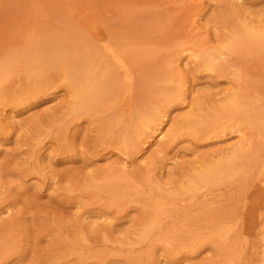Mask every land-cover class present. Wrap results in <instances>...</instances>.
Instances as JSON below:
<instances>
[{"label":"rangeland","instance_id":"374dc122","mask_svg":"<svg viewBox=\"0 0 264 264\" xmlns=\"http://www.w3.org/2000/svg\"><path fill=\"white\" fill-rule=\"evenodd\" d=\"M225 260L264 264V0H0V264Z\"/></svg>","mask_w":264,"mask_h":264},{"label":"bare ground","instance_id":"6f19581e","mask_svg":"<svg viewBox=\"0 0 264 264\" xmlns=\"http://www.w3.org/2000/svg\"><path fill=\"white\" fill-rule=\"evenodd\" d=\"M78 39V38H77ZM50 41V40H49ZM56 46V45H55ZM83 46V45H82ZM46 47V46H45ZM65 49V48H64ZM118 49V48H117ZM57 50V49H56ZM60 50V49H59ZM59 50H57V51H59ZM81 50V49H80ZM84 50V49H83ZM77 51H78V49H77ZM53 53H54V51H53ZM58 53V52H57ZM78 53V52H77ZM56 54V53H55ZM57 57H60V56H58L57 55ZM63 57V56H62ZM76 56H74V58H75ZM83 57V56H82ZM73 58V59H74ZM59 59H61V58H59ZM69 59V58H68ZM75 59H77V58H75ZM74 59V60H75ZM73 60L71 59L69 62H70V64L67 66L68 68V71L66 70V72L68 73V78L70 79V83H71V85L74 87V88H76L77 89V87H78V77L80 76V68H78V67H76V65H78V64H76V62H72ZM57 63V62H56ZM63 66H64V64H63ZM85 66V65H84ZM80 69V70H79ZM58 71H62V70H58ZM3 73V72H2ZM82 73V72H81ZM72 79V80H71ZM80 80V79H79ZM83 82V81H82ZM69 83V82H68ZM68 90V89H67ZM77 92V91H76ZM250 99H251V97H250ZM252 101V100H251ZM185 121V120H184ZM254 135V134H253ZM259 141V140H258ZM128 145V144H127ZM256 149V148H255ZM237 157V156H236ZM235 157V158H236ZM233 158V157H232ZM249 159V158H248ZM252 159V158H251ZM246 162V161H245ZM244 162V163H245ZM236 170V169H235ZM208 184V183H207ZM230 252H231V250H230ZM225 263L227 264V262H226V260H225Z\"/></svg>","mask_w":264,"mask_h":264}]
</instances>
